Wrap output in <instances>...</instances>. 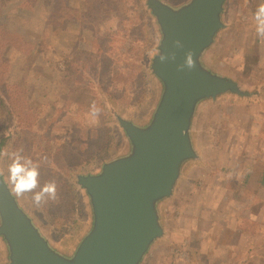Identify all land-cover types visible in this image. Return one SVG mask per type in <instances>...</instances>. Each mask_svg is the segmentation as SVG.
Here are the masks:
<instances>
[{"label": "rangeland", "instance_id": "rangeland-1", "mask_svg": "<svg viewBox=\"0 0 264 264\" xmlns=\"http://www.w3.org/2000/svg\"><path fill=\"white\" fill-rule=\"evenodd\" d=\"M261 4L229 0L213 59L247 88H260L262 99L225 98L203 109L196 137L204 160L189 167L164 206L167 235L146 264H264V192L258 191L264 38L253 20ZM149 6V0H0V30L7 34L0 43H26L17 41L21 48L12 45L0 61V91L22 115L20 122L0 118V140L9 136L3 173L9 182L18 137L17 150L40 164L41 187L55 181L58 193L40 208L31 193L18 199L59 246L71 247L89 225L76 173L121 154L126 143L116 116L144 121L157 100L150 65L160 36ZM6 256L0 241V264Z\"/></svg>", "mask_w": 264, "mask_h": 264}, {"label": "water", "instance_id": "water-1", "mask_svg": "<svg viewBox=\"0 0 264 264\" xmlns=\"http://www.w3.org/2000/svg\"><path fill=\"white\" fill-rule=\"evenodd\" d=\"M147 11L159 33L150 75L158 97L144 121L116 116L126 143L121 154L96 170L76 173L84 188L89 225L71 246H59L17 197L2 167L9 136L0 140V241L6 264H146L167 229L164 206L176 197L189 167L203 162L196 129L203 109L227 100H260L219 67L214 51L227 28L229 0H149ZM180 40L184 47L176 48ZM195 69L178 70L187 51ZM176 52L161 62L159 52ZM117 112V111H116Z\"/></svg>", "mask_w": 264, "mask_h": 264}, {"label": "clouds", "instance_id": "clouds-1", "mask_svg": "<svg viewBox=\"0 0 264 264\" xmlns=\"http://www.w3.org/2000/svg\"><path fill=\"white\" fill-rule=\"evenodd\" d=\"M253 20L257 36L264 38V4H261L257 7ZM159 42V39H157V43ZM174 46L176 48L184 47L180 40H175ZM148 55L151 56L152 51H149ZM194 55V51H187L184 62L178 65V70L183 71L184 69H187L191 71L195 69L196 60L194 59ZM158 56L162 63L168 60H176L175 51L171 52L170 54H164L162 51H160ZM91 112L93 116H97L100 112V109L93 105ZM22 152L23 150L20 149L9 155L10 163L7 165V173L10 182L11 195L20 198L31 193L32 202L37 208H40L48 201H56L58 198L56 182L48 181L41 187L39 182V162L34 161L30 157L24 156ZM2 176L3 173L0 172V177Z\"/></svg>", "mask_w": 264, "mask_h": 264}, {"label": "trees", "instance_id": "trees-1", "mask_svg": "<svg viewBox=\"0 0 264 264\" xmlns=\"http://www.w3.org/2000/svg\"><path fill=\"white\" fill-rule=\"evenodd\" d=\"M1 38H7V34H3L2 31L0 30V39ZM18 39L19 40H17V41H19V42L22 41V42H24L23 45H26L25 41L22 40L23 38H18ZM17 41H15L14 43H11L8 39V40H4L0 43V61H3V62L6 61L7 51L9 50V48L12 45L16 46ZM42 44H43V42H42ZM16 47L21 48L18 46H16ZM4 68L5 67L0 64V78L2 77L1 72H2V69H4ZM5 99L6 98L3 96L2 92L0 91V118H2V123H4V117H5L6 121H7V119L11 120L13 118V119H17V121L20 122L21 117H22L21 111L17 109V107H16L17 105H15V104L8 105ZM18 143H19V139L17 137L15 142H14V146H13L14 152L19 147ZM262 174H263L262 175L263 176L262 181H261L260 186L258 187V191L261 193L264 192V171Z\"/></svg>", "mask_w": 264, "mask_h": 264}]
</instances>
